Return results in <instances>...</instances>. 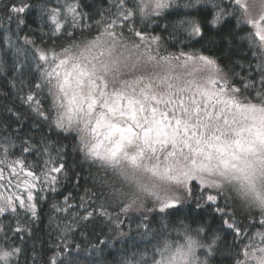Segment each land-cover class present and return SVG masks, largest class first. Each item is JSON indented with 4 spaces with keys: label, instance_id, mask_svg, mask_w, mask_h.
Returning a JSON list of instances; mask_svg holds the SVG:
<instances>
[{
    "label": "snow or ice",
    "instance_id": "snow-or-ice-1",
    "mask_svg": "<svg viewBox=\"0 0 264 264\" xmlns=\"http://www.w3.org/2000/svg\"><path fill=\"white\" fill-rule=\"evenodd\" d=\"M9 97L0 264H264V0H0Z\"/></svg>",
    "mask_w": 264,
    "mask_h": 264
},
{
    "label": "trees",
    "instance_id": "trees-1",
    "mask_svg": "<svg viewBox=\"0 0 264 264\" xmlns=\"http://www.w3.org/2000/svg\"><path fill=\"white\" fill-rule=\"evenodd\" d=\"M85 2L87 3L88 0H85ZM7 105V106H18L19 105V101L18 100H13L11 97L7 98V99H0V113H2L3 115H8L6 112H3V107ZM48 211L47 206L44 207V212H42V216L44 215V213H46ZM47 224V219L46 217L43 220V224L40 225H35L34 227H36L37 229V235L40 236L43 239H47V236L45 235V230H44V225ZM31 241H28V246L31 247Z\"/></svg>",
    "mask_w": 264,
    "mask_h": 264
}]
</instances>
